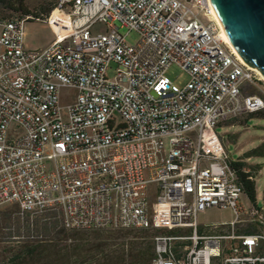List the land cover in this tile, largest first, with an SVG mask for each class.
Here are the masks:
<instances>
[{"label":"built area","instance_id":"obj_1","mask_svg":"<svg viewBox=\"0 0 264 264\" xmlns=\"http://www.w3.org/2000/svg\"><path fill=\"white\" fill-rule=\"evenodd\" d=\"M214 10L212 0H57L42 19L0 17V210L60 214L67 230L177 232L154 237L152 264H264V231L237 234L242 215L263 229L264 215L243 207L217 132L264 109V91L248 93L264 81ZM32 20L55 30L43 51L25 49ZM174 65L189 75L182 87L166 75ZM68 88L77 96L64 106ZM211 208L233 210L228 233L201 230Z\"/></svg>","mask_w":264,"mask_h":264},{"label":"rangeland","instance_id":"obj_2","mask_svg":"<svg viewBox=\"0 0 264 264\" xmlns=\"http://www.w3.org/2000/svg\"><path fill=\"white\" fill-rule=\"evenodd\" d=\"M30 8L33 11H38V5L44 2L45 5L51 4L55 0H27ZM13 15L11 17H15ZM1 17V16H0ZM8 17V18H11ZM119 26V25H118ZM105 26L97 24L94 27V33L105 32ZM120 32L126 35V40L129 44H136L139 41V35L136 32L128 33V30L121 29ZM55 30L46 20H32L25 24L23 43L27 51H43L49 48L55 41ZM166 75L177 85L184 86L189 80V75L186 71L180 67L174 65L168 69ZM264 91V82L257 83L254 85L253 90H248L251 94H260ZM77 96L75 89H64L61 92L62 104L64 106L70 104L73 99ZM217 132L222 136L224 144L226 146L229 158L232 161L246 162L248 166L245 168L253 176L256 189L257 199L256 204H253L246 194L241 197V203L243 207L250 211L256 206H264V119L257 117H245V120H239L237 122L228 123L221 125L217 128ZM249 155L248 159L245 156ZM256 205V206H254ZM264 213V212H263ZM236 215L233 210H225L220 208H211L206 211L200 212L198 221L201 226V230H204V226H217L216 230L211 233L214 234H226L230 231V223L235 219ZM19 218V223H18ZM250 214H244L241 216L243 220L238 228H253L254 222L251 219ZM58 220L61 226V215L60 214H46L43 217H31L21 216L19 214V208L16 205H7L0 210V260L5 255L7 247H10L11 242L18 240L23 235H27L23 228L24 224L28 222L33 225L35 233L41 234L46 237V234L40 232V226L44 220ZM39 222V223H38ZM18 228L22 229V233L18 232ZM125 230V231H129ZM75 231L80 235H90L93 233L92 230H71ZM117 232L121 230L117 229H106L103 232ZM152 233L159 235L165 234L156 233L155 230ZM179 233L187 234L188 232L183 231ZM134 232L132 235H136ZM155 235V236H156ZM189 245V243L187 244Z\"/></svg>","mask_w":264,"mask_h":264},{"label":"trees","instance_id":"obj_3","mask_svg":"<svg viewBox=\"0 0 264 264\" xmlns=\"http://www.w3.org/2000/svg\"><path fill=\"white\" fill-rule=\"evenodd\" d=\"M54 2L45 5L41 2L38 11H33L27 0H0V16L8 18L17 15L20 18L33 16L42 19L41 15L50 13ZM248 117L264 119V109L249 114ZM243 121L245 118L242 119ZM233 123V122H231ZM250 156H245L248 159ZM246 162H234L233 167L238 172V181L243 186L249 200L256 204L257 189L251 174L244 171ZM19 223V218H18ZM39 223V222H38ZM27 235L20 237L22 229L18 228L19 239L11 242L4 252L5 257L0 264H152L156 257L152 229H117V232L92 230L88 236L60 226L58 220L43 221L40 232L46 237L42 240L31 238L33 225L24 224ZM137 232L136 235H132ZM156 233L176 234L168 230H155Z\"/></svg>","mask_w":264,"mask_h":264},{"label":"water","instance_id":"obj_4","mask_svg":"<svg viewBox=\"0 0 264 264\" xmlns=\"http://www.w3.org/2000/svg\"><path fill=\"white\" fill-rule=\"evenodd\" d=\"M212 2L243 60L264 76V0Z\"/></svg>","mask_w":264,"mask_h":264},{"label":"crops","instance_id":"obj_5","mask_svg":"<svg viewBox=\"0 0 264 264\" xmlns=\"http://www.w3.org/2000/svg\"><path fill=\"white\" fill-rule=\"evenodd\" d=\"M256 206V205H254ZM257 209H259V213H261V215H264V206L262 207H258L256 206ZM263 209V212H262ZM252 222H254V226L253 228H237V234L238 235H254V234H259L262 233L264 231L263 227L260 226V224L257 222V219L255 217L251 218ZM243 222V220L241 221V223ZM239 227V226H238Z\"/></svg>","mask_w":264,"mask_h":264},{"label":"bare ground","instance_id":"obj_6","mask_svg":"<svg viewBox=\"0 0 264 264\" xmlns=\"http://www.w3.org/2000/svg\"><path fill=\"white\" fill-rule=\"evenodd\" d=\"M214 15H215V18L218 20V22L220 23L221 27H222V35H223V38L224 40L226 41L227 44H229V46L232 48V50L239 56V58L245 62L242 58V56L240 55V53L238 52V50L236 49L235 45L233 44L232 40L230 39L228 33H227V30L225 28V25L220 17V15L218 14L217 10L215 9L214 10ZM257 72L261 75V78L262 80L264 81V76L263 74L258 70L256 69Z\"/></svg>","mask_w":264,"mask_h":264}]
</instances>
